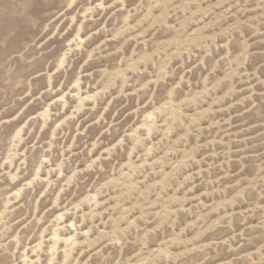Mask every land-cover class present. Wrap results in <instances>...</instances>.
<instances>
[{"label": "rangeland", "instance_id": "obj_1", "mask_svg": "<svg viewBox=\"0 0 264 264\" xmlns=\"http://www.w3.org/2000/svg\"><path fill=\"white\" fill-rule=\"evenodd\" d=\"M0 264H264V0H0Z\"/></svg>", "mask_w": 264, "mask_h": 264}]
</instances>
